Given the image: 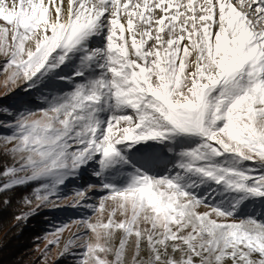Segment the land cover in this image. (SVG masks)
<instances>
[{"label":"snow or ice","instance_id":"6c2138e0","mask_svg":"<svg viewBox=\"0 0 264 264\" xmlns=\"http://www.w3.org/2000/svg\"><path fill=\"white\" fill-rule=\"evenodd\" d=\"M0 22L5 85L38 94L0 105L16 220L90 175L75 264H264V0H0Z\"/></svg>","mask_w":264,"mask_h":264},{"label":"rangeland","instance_id":"374dc122","mask_svg":"<svg viewBox=\"0 0 264 264\" xmlns=\"http://www.w3.org/2000/svg\"><path fill=\"white\" fill-rule=\"evenodd\" d=\"M2 59L3 58L0 57V61H2ZM5 80L6 74L0 73V105L16 104L18 101L38 96L35 92L24 91L22 87H16L14 90L9 91L10 86L5 85ZM7 119H9V117L0 115V120ZM5 131L6 129L0 128V134H3ZM95 180V177L85 175L76 184H70L63 190L62 195L64 198L60 202V208L42 209L37 214L30 216L26 221L20 220L22 221L21 223L26 224V229L29 233L36 238L33 254L36 261H38L36 264H75V261L71 256L61 255L64 244L67 243L71 236L77 232V226L74 222L83 218H90L91 222H95L99 214H93L91 210L86 207L71 206L75 200L74 190L81 185L86 187L88 184L94 183ZM23 195L27 194L25 193ZM101 195H103V193L98 192L92 202L98 204ZM14 199L18 200V197L14 196ZM20 209L21 212L19 214L28 211V208L22 204ZM62 224H69V227L65 228L62 233L60 244L58 246H49L48 240L52 238L50 234ZM79 231L83 232L84 230L81 228ZM46 247H50V250L47 252L45 251Z\"/></svg>","mask_w":264,"mask_h":264},{"label":"trees","instance_id":"16d2710c","mask_svg":"<svg viewBox=\"0 0 264 264\" xmlns=\"http://www.w3.org/2000/svg\"><path fill=\"white\" fill-rule=\"evenodd\" d=\"M26 190H17L12 195V203L5 206L0 203V264H36L34 244L36 238L26 229V224L16 220L21 212L20 200ZM18 197V200L14 199ZM3 197L0 196V201Z\"/></svg>","mask_w":264,"mask_h":264}]
</instances>
